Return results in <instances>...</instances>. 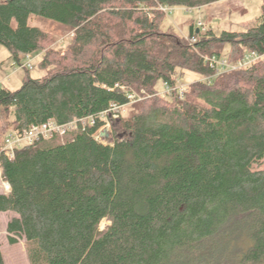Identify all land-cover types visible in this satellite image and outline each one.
<instances>
[{
	"label": "trees",
	"instance_id": "obj_1",
	"mask_svg": "<svg viewBox=\"0 0 264 264\" xmlns=\"http://www.w3.org/2000/svg\"><path fill=\"white\" fill-rule=\"evenodd\" d=\"M219 1L0 0V45L14 66L41 52L46 72L23 69L19 89H0L8 125L95 118L13 159L0 130L11 186L0 213L12 215L8 242L24 240L29 264H264V64L219 73L207 60L264 54V0L244 31L192 25L184 39L161 28L162 7ZM33 16L70 26V46L54 49ZM185 71L200 79L182 101L158 96L160 81L174 88ZM141 89L149 98L112 121L109 144L97 142L99 114Z\"/></svg>",
	"mask_w": 264,
	"mask_h": 264
},
{
	"label": "rangeland",
	"instance_id": "obj_2",
	"mask_svg": "<svg viewBox=\"0 0 264 264\" xmlns=\"http://www.w3.org/2000/svg\"><path fill=\"white\" fill-rule=\"evenodd\" d=\"M262 2L263 0H224L221 3L216 2L217 4L213 3L197 8L167 7L168 10L161 24V28L165 32L173 31L184 39L189 38L190 27L192 25L196 29L204 32L212 30L216 35H220L223 31H244L257 24V20L262 12ZM29 24L32 27H38L48 32L54 41L53 48L56 50L63 51L72 42L74 31L68 25H63L39 16H33ZM33 55L38 57L33 61V69L29 72V76L32 78H42L46 74L39 66L43 54L41 52H35ZM24 62V56H22L21 64ZM14 67L19 68L20 66H14V61L9 51L0 45V89L15 91L21 87L27 72L22 69L15 70ZM199 79L200 77L197 74L185 71L180 75L178 85L183 84L185 86L187 95L190 83ZM156 89L158 96L168 99L163 82L160 81ZM134 92L140 99L127 107L124 113L125 118L134 111L135 106L142 105L149 98L147 90L141 89L139 91L135 90ZM8 122L7 115L0 109V130L5 129V132L7 131L6 135L10 129L14 128L8 125ZM110 135L111 133L107 137L108 142L110 141ZM1 184L0 170V187ZM11 216V214L0 213V251L3 253L5 264H29L24 240L14 245L8 242L6 228ZM106 224V222H103L101 228H104Z\"/></svg>",
	"mask_w": 264,
	"mask_h": 264
},
{
	"label": "built area",
	"instance_id": "obj_3",
	"mask_svg": "<svg viewBox=\"0 0 264 264\" xmlns=\"http://www.w3.org/2000/svg\"><path fill=\"white\" fill-rule=\"evenodd\" d=\"M162 11L167 13V7H162ZM191 44L195 43V39H189ZM40 56V55H39ZM38 57V56H37ZM33 54H26L24 56V63L15 70L20 69H33V61L37 58ZM211 65L215 66L218 69V72H232L240 69L247 68L255 63H263L264 64V54L252 53L245 56L243 59L237 62H229L225 58H216L213 57L212 59H207ZM165 91L168 96L172 95L173 93L177 94L178 100L184 99L186 95V88L183 84L177 85L176 87H170L168 84H164ZM126 91V88H122ZM129 103L126 105H112V107L99 114V120L102 121V125L98 128V130L94 133V138L97 142L107 145L109 142L107 141V137L109 133H112V121L118 120L121 117H124V113L126 112L127 107L134 103L136 100L140 99V97L135 92L128 93ZM79 122L82 125L89 124L95 125V118L90 117L88 119L73 121L67 124H58L57 122L51 120L47 123L41 125H34L31 126L27 130L23 129H16L12 128L9 130V133L6 135L2 153L8 159H13L15 157V152L18 149L23 147L31 146L38 141H48L53 138H64L70 132H73L78 129ZM2 180V179H1ZM1 193L8 194L11 191V186L7 181L2 180L1 184Z\"/></svg>",
	"mask_w": 264,
	"mask_h": 264
},
{
	"label": "crops",
	"instance_id": "obj_4",
	"mask_svg": "<svg viewBox=\"0 0 264 264\" xmlns=\"http://www.w3.org/2000/svg\"><path fill=\"white\" fill-rule=\"evenodd\" d=\"M222 1H224V0H221V1H219V2L221 3ZM217 3H218V2H217ZM217 3H215V4H217Z\"/></svg>",
	"mask_w": 264,
	"mask_h": 264
},
{
	"label": "water",
	"instance_id": "obj_5",
	"mask_svg": "<svg viewBox=\"0 0 264 264\" xmlns=\"http://www.w3.org/2000/svg\"><path fill=\"white\" fill-rule=\"evenodd\" d=\"M197 32H199V30H197Z\"/></svg>",
	"mask_w": 264,
	"mask_h": 264
}]
</instances>
